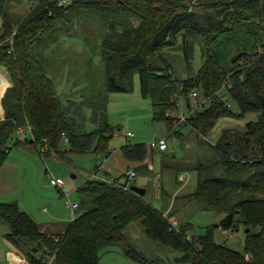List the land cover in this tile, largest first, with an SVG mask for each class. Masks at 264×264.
<instances>
[{"label": "trees", "instance_id": "1", "mask_svg": "<svg viewBox=\"0 0 264 264\" xmlns=\"http://www.w3.org/2000/svg\"><path fill=\"white\" fill-rule=\"evenodd\" d=\"M29 1L28 17L17 25L7 11L9 0H0V67L8 70L13 83L2 100L6 114L0 119V168L15 148L31 147L40 155L62 158L69 153H94L101 159L111 155L115 129L106 115L107 99L91 103L97 127L83 132L36 53L82 14L109 23L100 45L107 93H133L139 76L141 95L151 101L153 119L167 122L169 137L178 131L173 116L180 109L176 95L190 102V96L199 93L209 100L201 110H189L187 104L195 114L181 124L205 137L224 118L254 114L257 120L247 123L244 131L225 130L215 146L220 159L196 168L197 191L191 196L226 214L203 236H191L189 223L174 226L172 215L130 191L136 184L125 174L105 173L104 179L90 178L77 189L80 206L90 200V208L61 234L42 232L17 203H0V219L9 228L5 239L29 264H100L101 250L112 245L144 261L126 235L130 225L140 222L149 239L182 255L176 264H264V45L259 44L264 0H70L63 6L61 0ZM181 43L189 68L197 44L205 58L199 72L186 80L176 78L164 56ZM21 128L31 129L30 138L14 139L9 146ZM64 140L67 149L61 147ZM121 151L129 161L144 162L155 150L128 143ZM218 167L223 174H216ZM241 228L250 230L243 252L214 239V229L229 234Z\"/></svg>", "mask_w": 264, "mask_h": 264}, {"label": "rangeland", "instance_id": "2", "mask_svg": "<svg viewBox=\"0 0 264 264\" xmlns=\"http://www.w3.org/2000/svg\"><path fill=\"white\" fill-rule=\"evenodd\" d=\"M30 8L29 0H9L7 4L8 14L17 25L28 17ZM1 26L0 16V29ZM108 29L109 23L106 19L95 14H82L66 31L53 34L48 43L36 50L37 56L41 58L48 76L54 80L63 106L70 108L71 116L81 125L83 132H91L97 127L92 120L94 108L91 103L103 104L107 99L106 115L115 129L114 137L109 143L111 152H119L128 143L145 144L148 147L155 140L167 139V152L155 150L149 156L154 164V171L149 172L145 167L139 169L137 177L130 182L144 188L147 192L146 200L162 211H165L167 204H171L168 195L175 196L170 214L177 220L176 227L189 223L192 225L191 236H203L209 228L220 224L226 214L210 209L206 203L191 196L197 191L196 168L220 159L215 146L225 130L244 131L247 123L256 121L257 116L248 114L240 120L221 119L206 137L202 136L191 126L181 125L185 123L181 122V117L190 113L189 110H201L208 106L209 100L198 93L197 97L190 96V102L184 98V107L173 114L175 124L179 123L180 126L176 134L169 137L167 122L153 119L151 101L141 95L139 76L135 77L133 93H107L106 69L100 45ZM259 44L264 45V33L259 37ZM252 46L253 43L250 42V48ZM164 56L179 80L196 75L205 62L200 44L195 46L191 68L184 58L182 43L175 49L165 51ZM73 81L77 82L75 87ZM187 104L190 106L189 110ZM75 107H79L78 113H75ZM194 114L195 112L190 117ZM128 133H132L133 137L128 138ZM14 139H19L18 132L9 142V146L12 147L15 143ZM61 147L68 148L65 140ZM101 162L103 159L94 153H69L66 158H62L55 153L49 156L40 155L31 147L15 148L0 168V203H17L21 211L38 223L41 231L64 233L75 218L90 208V200L88 205H82L76 210L68 208L67 202H82L77 188L90 179ZM223 172V168L218 167L216 174L221 175ZM113 175L120 176L117 173ZM55 178L65 181L69 197L51 186L50 179ZM102 178L103 176H99V179ZM71 187H74L73 191ZM8 232V226L0 219V248H4L5 252H15L5 239ZM126 235L131 247L143 256L144 261L134 260L126 255L121 246L112 245L101 250L100 264H176V258L182 256L149 239L140 222L130 225ZM213 235L218 244L243 252L246 235L244 228L229 234L214 229ZM246 258L249 259V255ZM0 264H8L2 256ZM48 264H53L52 260Z\"/></svg>", "mask_w": 264, "mask_h": 264}, {"label": "crops", "instance_id": "3", "mask_svg": "<svg viewBox=\"0 0 264 264\" xmlns=\"http://www.w3.org/2000/svg\"><path fill=\"white\" fill-rule=\"evenodd\" d=\"M73 83H74L73 87H75L77 82L73 81ZM12 86H13V83L11 80L10 73L8 72V70L5 67H0V119L1 120H3L5 118V114H6L5 110L3 108L2 100L4 99L8 89L11 88ZM185 126H189V125H185ZM167 151H168V148L166 151H163V152L165 153ZM152 155H153V153L151 151H149V155L147 156V158L144 162H132V161L125 159L121 150L119 152L114 151L111 153V155L108 158L103 159V162H101L99 176H101V177L103 176L102 179H104L105 173L111 175L112 177H115L113 175L115 173L119 174L120 176H123L126 172L132 171V170L135 171L136 174L138 175L137 171L139 169H141L140 167H142V165H145V167L148 169L149 172L154 171V164L149 159V156H152ZM91 177H92V174H91ZM123 182H125V179L123 180ZM162 186H161V189H162ZM143 187H145V186L143 185ZM73 189H74V187H71V191H73ZM146 194H147V192H146ZM174 197L168 195V198L170 199L171 204H170V206L168 204L165 206L164 213L166 215H172V214H170V212L172 213V209L174 207V202H175ZM173 200H174V202H173ZM79 208H81V206ZM172 222L177 223V220L173 215H172ZM42 232L47 233V234H53L51 232L49 233V232H46L44 230H42ZM8 244H9V246H11L12 248L15 249L16 253L12 252V251L5 252L6 250L4 248H0V256L5 258V260L8 264H19V260H20V258H22L20 256L21 253L12 244H10L9 242H8Z\"/></svg>", "mask_w": 264, "mask_h": 264}, {"label": "built area", "instance_id": "4", "mask_svg": "<svg viewBox=\"0 0 264 264\" xmlns=\"http://www.w3.org/2000/svg\"><path fill=\"white\" fill-rule=\"evenodd\" d=\"M67 4V1L66 0H61L60 1V6H63V5H66ZM182 90V89H181ZM180 90V91H181ZM191 97H197V93H193L191 95ZM174 100H176L177 102V105L180 107V108H183L184 107V99L181 98L180 96H175ZM189 107V105H188ZM197 110L196 109H193L192 111H195ZM191 113H188V114H185L183 117H181V122H186V120L190 117ZM179 123H177L175 125V128L176 127H179ZM18 133H19V139L20 140H25L28 136V134L31 133V129L30 128H27L26 130L21 128L18 130ZM127 137L128 138H132L133 137V134L132 133H128L127 134ZM65 142L67 143L68 140H65ZM150 149L152 150H159V151H166L167 148H168V145H167V139H158V140H155L153 142H151L148 146ZM99 173H100V170L98 171H95L93 174H92V179H99ZM126 175V179H128V181H131V180H134L137 176L136 172L135 171H128L125 173ZM50 184L51 186L57 188L59 190L60 193H62L64 196H67L69 197V192L67 191V189L65 188V181L63 179H59V178H55V179H50ZM67 207L72 209V210H76L80 207V203H71L70 201L67 202ZM174 226L175 223H173ZM226 233V232H225ZM19 264H29L28 261L26 260H23L22 258H20L19 260Z\"/></svg>", "mask_w": 264, "mask_h": 264}, {"label": "water", "instance_id": "5", "mask_svg": "<svg viewBox=\"0 0 264 264\" xmlns=\"http://www.w3.org/2000/svg\"><path fill=\"white\" fill-rule=\"evenodd\" d=\"M130 191L136 193L137 195L141 196V197H145L146 196V190L144 188H140L138 186L132 185L130 186ZM250 232L249 229L246 230V233L248 234ZM258 235L257 232H255V236Z\"/></svg>", "mask_w": 264, "mask_h": 264}]
</instances>
